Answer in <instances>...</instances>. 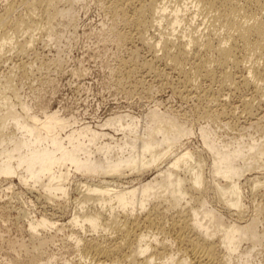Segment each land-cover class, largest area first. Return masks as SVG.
Listing matches in <instances>:
<instances>
[{"label":"bare ground","instance_id":"obj_1","mask_svg":"<svg viewBox=\"0 0 264 264\" xmlns=\"http://www.w3.org/2000/svg\"><path fill=\"white\" fill-rule=\"evenodd\" d=\"M54 1L5 5L0 63L7 50L24 54L34 29L69 15L70 7L59 10ZM105 1L111 19L125 26L116 39L138 41L152 54L151 60L126 63L122 77L139 69L160 80L176 74L173 92L197 96L207 120L235 117L222 88H251L238 98L241 113L260 122L264 0ZM20 33L28 39H18ZM3 82L0 179L9 189L16 178L52 211L38 217L20 210L35 249L68 228L74 264H253L256 247L264 246V178L253 171L264 166L261 136L224 141L208 121L196 127L192 119L159 108L136 116L114 112L96 126H75L77 120L56 111H31L16 92V102L9 99L5 92L17 88L10 79ZM193 135L200 148L188 144ZM72 195L77 204L67 213L61 201ZM256 200L255 213L248 214L247 204ZM8 245L18 253L26 248L17 240ZM11 257L7 264H19ZM47 257L36 261L51 264Z\"/></svg>","mask_w":264,"mask_h":264},{"label":"rangeland","instance_id":"obj_2","mask_svg":"<svg viewBox=\"0 0 264 264\" xmlns=\"http://www.w3.org/2000/svg\"><path fill=\"white\" fill-rule=\"evenodd\" d=\"M9 1L0 0V11ZM54 3L59 10L70 7L71 10L65 11L69 15L52 21L51 25L44 24L42 26L44 30L34 29L33 41L24 54H15L14 50H7L4 54L5 59L0 63V83L3 84V81L10 79L15 86L12 88H17L11 89L14 92L11 90L5 92L10 96L9 99L16 102L17 98L15 99L14 95L17 93L19 99L30 104L31 111L38 115L42 116L44 110L56 111L58 115L77 120L75 126L81 123L96 126L114 112L128 111L136 116L150 109L159 108L178 115L180 119H192L196 127L205 125L208 121L224 141H231L233 137L240 136L247 139L251 134L253 137L264 139V105L261 106L263 113L260 122L249 120L241 113L238 98H241V94L251 93L253 91L251 88L234 89V86L222 88L221 97L228 103L225 106L235 111L233 112L235 117L223 119L220 116L219 120L217 117L207 120L200 115L201 100H198L197 96L183 98L173 92L171 84L176 82L174 79L176 74L169 75L167 80H160L155 79L153 74L146 76L143 70L139 69L133 77L128 79L122 77L126 63L130 60L139 62L151 60L152 54L138 41L124 43L116 39L118 31L124 30L125 26L111 19L105 0H55ZM47 26H50V29ZM19 38L28 39V35L20 33ZM21 60L22 63L19 62ZM19 63L22 66L25 64L23 68ZM140 78L143 80L139 82ZM215 87L213 86V89ZM226 122L230 125H226ZM188 144L191 148H200L201 145L195 135L190 137ZM253 171L254 175H261L260 177L263 176L261 179L264 178V166ZM11 180L8 189L6 188L9 186L8 181L0 179V264H7L9 258L12 259L11 256H17L18 258H14L19 260V264L32 262L36 264L38 257L43 261L48 258L47 256L52 258L51 264H74L78 256L71 247V241L68 240V228L56 233L53 241L44 244V247L43 245L38 249L33 247L36 241L35 243L31 241L27 233V218L21 213L26 210V215L30 213L31 216L39 217L44 211H47V214L51 213V207L40 205L16 178ZM74 197L76 198L72 195L68 200L61 201L65 204L67 213L77 204ZM257 202L256 200L247 204L248 214L255 213L253 207H256ZM54 232L50 231L51 234ZM16 240L26 246L25 250L18 253L9 249L8 244ZM258 247L253 264H264V246ZM38 252L40 256L36 255ZM32 256H35L34 260Z\"/></svg>","mask_w":264,"mask_h":264}]
</instances>
